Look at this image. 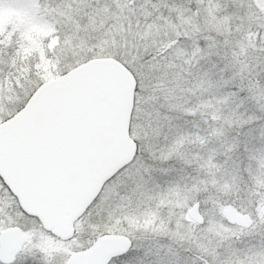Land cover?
Masks as SVG:
<instances>
[{
    "label": "snow or ice",
    "instance_id": "1",
    "mask_svg": "<svg viewBox=\"0 0 264 264\" xmlns=\"http://www.w3.org/2000/svg\"><path fill=\"white\" fill-rule=\"evenodd\" d=\"M0 264H264V0H0Z\"/></svg>",
    "mask_w": 264,
    "mask_h": 264
}]
</instances>
